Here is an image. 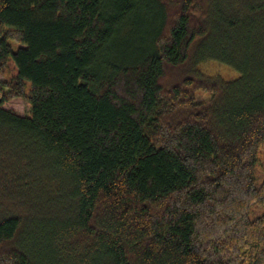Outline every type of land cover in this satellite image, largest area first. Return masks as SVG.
<instances>
[{
    "label": "trees",
    "instance_id": "obj_1",
    "mask_svg": "<svg viewBox=\"0 0 264 264\" xmlns=\"http://www.w3.org/2000/svg\"><path fill=\"white\" fill-rule=\"evenodd\" d=\"M12 61L0 264H264V0H0Z\"/></svg>",
    "mask_w": 264,
    "mask_h": 264
},
{
    "label": "rangeland",
    "instance_id": "obj_2",
    "mask_svg": "<svg viewBox=\"0 0 264 264\" xmlns=\"http://www.w3.org/2000/svg\"><path fill=\"white\" fill-rule=\"evenodd\" d=\"M202 72L208 76H222L227 80H234L239 77V73L235 70H232L225 65L218 63H208L200 67ZM16 74V69H14V62L9 65L8 70L0 75V81L3 79H10L12 75ZM208 98L209 94H197V98L201 99L202 97ZM4 108L11 109L19 115L29 116L31 114V105L24 99H15L9 103H3ZM256 176L260 182L264 180V149H261L259 152V163L257 165ZM264 213V205L262 207H253L250 214V219L253 220L257 216H260Z\"/></svg>",
    "mask_w": 264,
    "mask_h": 264
}]
</instances>
